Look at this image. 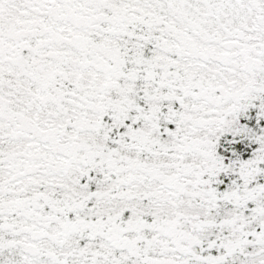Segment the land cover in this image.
<instances>
[{
    "label": "snow or ice",
    "instance_id": "obj_1",
    "mask_svg": "<svg viewBox=\"0 0 264 264\" xmlns=\"http://www.w3.org/2000/svg\"><path fill=\"white\" fill-rule=\"evenodd\" d=\"M0 264H264V0H0Z\"/></svg>",
    "mask_w": 264,
    "mask_h": 264
}]
</instances>
